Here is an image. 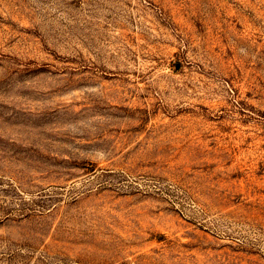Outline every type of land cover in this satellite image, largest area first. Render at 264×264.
Masks as SVG:
<instances>
[{
    "label": "rangeland",
    "instance_id": "rangeland-1",
    "mask_svg": "<svg viewBox=\"0 0 264 264\" xmlns=\"http://www.w3.org/2000/svg\"><path fill=\"white\" fill-rule=\"evenodd\" d=\"M0 264H264V0H0Z\"/></svg>",
    "mask_w": 264,
    "mask_h": 264
}]
</instances>
